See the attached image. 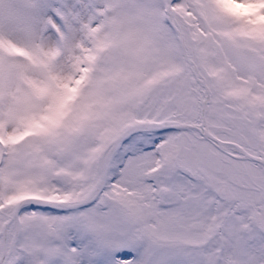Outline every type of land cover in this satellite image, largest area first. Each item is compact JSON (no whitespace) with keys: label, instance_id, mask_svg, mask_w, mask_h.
Instances as JSON below:
<instances>
[{"label":"snow or ice","instance_id":"6c2138e0","mask_svg":"<svg viewBox=\"0 0 264 264\" xmlns=\"http://www.w3.org/2000/svg\"><path fill=\"white\" fill-rule=\"evenodd\" d=\"M0 264H264V0H0Z\"/></svg>","mask_w":264,"mask_h":264}]
</instances>
